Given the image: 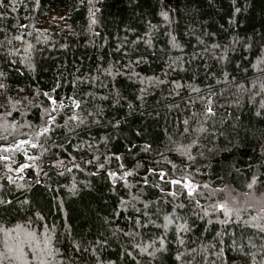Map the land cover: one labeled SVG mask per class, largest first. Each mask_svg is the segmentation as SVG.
<instances>
[{
	"label": "trees",
	"instance_id": "1",
	"mask_svg": "<svg viewBox=\"0 0 264 264\" xmlns=\"http://www.w3.org/2000/svg\"><path fill=\"white\" fill-rule=\"evenodd\" d=\"M0 73V264H264V0H0Z\"/></svg>",
	"mask_w": 264,
	"mask_h": 264
},
{
	"label": "snow or ice",
	"instance_id": "2",
	"mask_svg": "<svg viewBox=\"0 0 264 264\" xmlns=\"http://www.w3.org/2000/svg\"><path fill=\"white\" fill-rule=\"evenodd\" d=\"M161 15H163L165 18H167V13L166 12H162ZM93 23H95V19H93L92 21ZM5 75L4 73H0V76H3ZM179 86V85H177ZM5 85L3 83H0V88H4ZM44 96L48 97V99L52 102V105H53V108H52V111H56V101L55 99L47 92L43 93ZM71 99V98H70ZM203 99V98H201ZM208 101H209V105L205 108V114H213V108L211 107V104H210V101H211V97L209 96L208 97ZM191 103V101H190ZM72 104L74 107H79V101L77 100H72ZM60 107H63V102H60ZM70 119L72 120H79L80 118L78 116H76L75 114H73L72 117H70ZM52 123L54 124L55 123V117L52 116L51 114H48L47 115V120L42 124L40 125V130L36 133L37 136L41 135L42 133H48L50 132V127H49V124ZM117 124H119V121L116 122ZM185 124H187V120L184 122ZM187 131V129H185ZM19 145L20 146H24V145H27L29 143H31V141L29 140H20L19 142ZM33 147H36L37 145L35 144H32ZM8 147H17L16 144H13V145H9ZM147 147V146H146ZM25 155H27V152L25 151L24 153ZM4 159H8V157H3ZM107 158V157H106ZM29 159H34V157H29ZM93 159H95V157H93ZM117 159H119V157H117ZM91 161H86V163H90ZM56 163H60V161H57ZM99 167H103V165H98ZM24 167H28V165H21V168L17 169V171H20L22 168ZM76 167H79V165H76ZM121 168H123V165L121 164L120 165ZM128 171H125L124 173L120 174L121 175V179H123L124 177H126L128 175ZM118 175L117 172H113V171H109V176L112 177V178H115L116 176ZM161 178H163V173H161ZM9 179L11 180V177H9ZM253 180V183L255 182L256 180V177L253 176L252 178ZM115 179H113V183H115ZM145 183H147V180L144 181ZM171 183L173 184H176V183H183V187L187 190V193L189 195V197H194L195 195V190H197L200 186L196 183H193L191 180L188 179V177H184V180L183 181H176V180H173L171 181ZM253 185L252 183H250L248 185L249 188H251ZM205 187H207V185H205ZM176 193L173 192L172 195H175ZM122 205L124 204L123 201H121ZM195 203L197 205H199V200H196ZM212 208V211L213 212H216L217 210H221L223 212V216L225 217L224 220L221 221V223H228V218L232 215L234 209L232 207H230L228 205L227 202H220V203H215L214 205L211 206ZM137 211H139L137 209ZM202 211H204L205 215H208V210L207 209H202ZM237 218H239V213L237 211ZM165 220L167 221V223H171L172 221L166 216L165 217ZM138 222V221H137ZM211 222V221H209ZM165 227H167V224H165ZM180 227L182 228H185L186 229V224L185 225H181ZM7 231V230H6ZM30 242V241H29ZM45 243V248L47 249V251H45V249H41V252L39 254H37V259H40L41 260V264H47V261L41 259V255H54V252L51 250L50 248V245L47 241V239L44 241ZM97 243H100L99 241H97ZM161 243V247H163V239H161L160 241ZM77 247H79V245H77ZM147 249L146 248H143L141 249V251H146ZM8 251L11 253V252H15V254L17 255V258H22L23 255H24V252H23V242L22 241H17L16 243V247L15 248H12V247H8ZM152 253H149V255H151ZM98 264H99V261H98ZM109 264H111V262H109Z\"/></svg>",
	"mask_w": 264,
	"mask_h": 264
},
{
	"label": "rangeland",
	"instance_id": "3",
	"mask_svg": "<svg viewBox=\"0 0 264 264\" xmlns=\"http://www.w3.org/2000/svg\"><path fill=\"white\" fill-rule=\"evenodd\" d=\"M58 17V16H57ZM12 248L14 247V246H11ZM24 252V251H23ZM21 259V262H22V264H27V262H26V259H25V255H23V257L22 258H20Z\"/></svg>",
	"mask_w": 264,
	"mask_h": 264
}]
</instances>
